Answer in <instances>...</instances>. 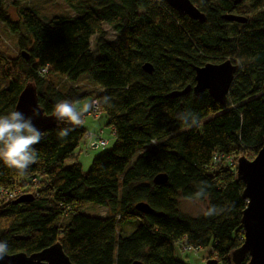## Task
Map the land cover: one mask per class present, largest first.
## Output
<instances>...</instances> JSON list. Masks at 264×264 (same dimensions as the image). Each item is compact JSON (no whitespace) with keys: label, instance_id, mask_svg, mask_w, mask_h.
<instances>
[{"label":"trees","instance_id":"16d2710c","mask_svg":"<svg viewBox=\"0 0 264 264\" xmlns=\"http://www.w3.org/2000/svg\"><path fill=\"white\" fill-rule=\"evenodd\" d=\"M63 1L67 11L50 13L10 0L12 21L7 0H0V32L16 37V53L0 43V115L14 109L27 83L44 115L65 99L110 96L111 106L98 109L113 144L85 172L76 160L64 165L87 130L59 120L41 132L26 173L0 161V186L26 196L0 202L7 254L59 242L72 264H186L174 255L178 245L208 247L207 259L218 264H246L248 255L240 263L231 256L243 240V182L213 157L252 159L264 143V0H189L203 20L164 0ZM104 24L114 33L110 40ZM225 60L237 68L224 105L206 90L171 94L194 85L196 67ZM182 112L197 116L198 126L182 123ZM63 128L72 129L65 138L58 135ZM159 174L165 181L156 184ZM201 181L206 196L197 198ZM180 198L204 201L203 212L212 205L225 211L191 217L181 213ZM82 201L104 206L105 216L81 213ZM137 203L151 211L137 210ZM126 224L134 226L123 235Z\"/></svg>","mask_w":264,"mask_h":264},{"label":"water","instance_id":"95a60500","mask_svg":"<svg viewBox=\"0 0 264 264\" xmlns=\"http://www.w3.org/2000/svg\"><path fill=\"white\" fill-rule=\"evenodd\" d=\"M177 11L193 19L203 20V16L189 0H164ZM224 18L236 22H244L245 18L238 15L227 14ZM237 66L229 60L218 64L206 63L195 68L194 85L186 86L180 91L172 92L174 96H181L191 90L194 94H200L206 90L208 94L219 104L224 105L226 95L231 84ZM146 72L151 68L143 65ZM38 115H33V110ZM13 110H19L26 117H32V122L41 132L53 127L59 120L53 115H44L36 100L33 85L27 83L17 97ZM236 176L243 182L242 197L246 200V206L241 212V225L243 228V240L238 248L232 251L234 263H240L245 255L249 259L246 264H264V143L252 159L239 156L235 165ZM154 183L165 181V175L154 177ZM26 200L22 195L14 203ZM135 208L143 213L151 210L145 203H137ZM0 264H72L65 255L59 242H55L38 252L25 254L16 252L6 254ZM132 264H139L133 262ZM205 264H218L213 258L207 259Z\"/></svg>","mask_w":264,"mask_h":264},{"label":"clouds","instance_id":"9594fccd","mask_svg":"<svg viewBox=\"0 0 264 264\" xmlns=\"http://www.w3.org/2000/svg\"><path fill=\"white\" fill-rule=\"evenodd\" d=\"M111 100L110 96H104L101 100L94 99L77 109L74 103L65 99L55 104L53 115L60 121H67L71 125L81 126L84 122V116L89 111L95 110L101 103L110 107ZM33 115H38L35 109ZM177 118L188 127L198 126L199 124L198 117L191 112L179 113ZM71 130V128L60 129L58 135L65 138ZM42 135L41 131L33 124L32 117H26L19 110H12L7 114L0 115V161H3L10 169H15L21 174L26 173L30 165L37 160L33 145L40 143ZM207 187V182L201 181L195 194L196 197L206 196L205 189ZM223 211L225 209L212 205L203 212V215L211 217ZM7 252V241H0V260L4 259Z\"/></svg>","mask_w":264,"mask_h":264},{"label":"rangeland","instance_id":"374dc122","mask_svg":"<svg viewBox=\"0 0 264 264\" xmlns=\"http://www.w3.org/2000/svg\"><path fill=\"white\" fill-rule=\"evenodd\" d=\"M19 2L28 3L29 5H33L39 8L42 11L46 12H63L67 11L66 3L63 0H19ZM10 3V0H7V5ZM6 13L12 21H16V11L12 5H8L6 7ZM106 30V38L108 40L114 37L113 31L106 24L103 25ZM2 38L0 39V43L4 48L7 49L8 53H16V37L7 30L6 32L1 31ZM91 101L90 98H83L74 104L77 109L81 108L85 103ZM84 122L82 126L87 130V132L92 133L94 137V142L98 141L97 139L103 138L108 140V144L105 146L97 145L93 148L91 145L86 146V136L82 138L79 145L75 148L73 152V157L68 158L64 161V165H68L73 161H78L81 165V169L83 172L87 171L90 167L91 161L94 156L98 155L101 152L107 151L111 148L113 144V136L110 133V128L106 126V117L101 114L99 117L94 118L90 115L84 116ZM206 119V118H205ZM235 158V164H236ZM205 206L204 201H196V200H188V199H179V209L181 213L186 214L191 217L198 216L202 214ZM81 213L88 216L102 217L106 214V208L100 204H96L93 202L82 201L81 202ZM133 224H126L124 226L123 235H127L132 229ZM209 248H200L199 250H181L178 245L175 246L174 255L180 261L186 264H205L208 256Z\"/></svg>","mask_w":264,"mask_h":264},{"label":"built area","instance_id":"2783aa9c","mask_svg":"<svg viewBox=\"0 0 264 264\" xmlns=\"http://www.w3.org/2000/svg\"><path fill=\"white\" fill-rule=\"evenodd\" d=\"M99 109L98 107L95 108V110L93 111H89L86 115H90L93 116L94 118L99 117L100 115ZM86 137H91L93 136L92 133L87 132ZM98 141H96L95 145H100V146H105L108 142L107 139H103V138H98ZM213 161L216 163H222V164H226V165H231L235 168V157L233 155H224V154H217L213 157ZM31 182L34 184H36L38 182V178H32ZM24 192L23 189L19 188V187H14V188H6L3 186H0V202L1 201H7V200H12L15 199L16 197H18L19 195H21ZM190 247L188 246H183L182 250H189Z\"/></svg>","mask_w":264,"mask_h":264},{"label":"crops","instance_id":"0c3cea01","mask_svg":"<svg viewBox=\"0 0 264 264\" xmlns=\"http://www.w3.org/2000/svg\"><path fill=\"white\" fill-rule=\"evenodd\" d=\"M108 144V143H107ZM86 146L88 145V146H92L93 148H95L97 145H95V142H94V137L93 136H91V137H86V144H85ZM73 157V154H72V156L70 157V158H72Z\"/></svg>","mask_w":264,"mask_h":264}]
</instances>
